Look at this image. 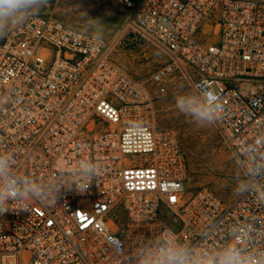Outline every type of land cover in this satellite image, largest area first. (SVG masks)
<instances>
[{"label": "built area", "instance_id": "1", "mask_svg": "<svg viewBox=\"0 0 264 264\" xmlns=\"http://www.w3.org/2000/svg\"><path fill=\"white\" fill-rule=\"evenodd\" d=\"M111 1L124 28L167 57L148 79L156 92L178 79L215 105L242 187L228 201L205 186L188 194L178 138L154 126L114 40L35 13L0 38V157L10 176L44 184L85 161L98 172L57 202L9 201L0 264H165L176 250L186 264H220L229 251L264 264V0ZM136 155L146 158L127 160Z\"/></svg>", "mask_w": 264, "mask_h": 264}, {"label": "rangeland", "instance_id": "2", "mask_svg": "<svg viewBox=\"0 0 264 264\" xmlns=\"http://www.w3.org/2000/svg\"><path fill=\"white\" fill-rule=\"evenodd\" d=\"M37 13L51 14L67 25L93 33L90 25L94 19H100L102 36L114 40L111 56L115 63L144 83L152 101L154 126L171 130L178 138L187 163V193L192 194L195 188L205 186L225 201L234 197L243 184L238 165L222 144L212 121L199 123L191 113H182L177 108V95H185L201 104L185 82L174 80L167 84L164 94L156 92L148 79L167 57L124 28L125 10L111 0H49L48 5ZM145 158L136 155L127 160L139 163Z\"/></svg>", "mask_w": 264, "mask_h": 264}, {"label": "clouds", "instance_id": "3", "mask_svg": "<svg viewBox=\"0 0 264 264\" xmlns=\"http://www.w3.org/2000/svg\"><path fill=\"white\" fill-rule=\"evenodd\" d=\"M49 0H0V38H4L8 33V27L12 22L17 24L24 21L29 15L37 13L46 7ZM90 27L94 30L96 38L100 39L103 33V26L100 19H94ZM203 95L208 101L214 97L213 92L201 87ZM176 106L182 113H191L199 123L211 122L214 119L215 105L210 102L203 104L195 103L190 97L177 95L175 97ZM8 162L0 157V215L8 213L9 201L25 202L36 199L44 203L57 202L62 194V190H71L73 187L77 191L85 190L92 178L98 172V165L90 161H85L73 172L72 179L60 184L38 183L28 177L19 180L12 177L7 172ZM165 264H186L185 258L178 250L165 253ZM220 264H241L235 254L231 251L225 254Z\"/></svg>", "mask_w": 264, "mask_h": 264}]
</instances>
